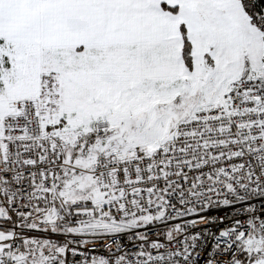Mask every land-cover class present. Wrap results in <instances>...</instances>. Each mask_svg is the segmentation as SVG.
Instances as JSON below:
<instances>
[{"label":"snow or ice","instance_id":"1","mask_svg":"<svg viewBox=\"0 0 264 264\" xmlns=\"http://www.w3.org/2000/svg\"><path fill=\"white\" fill-rule=\"evenodd\" d=\"M0 264H264V0H0Z\"/></svg>","mask_w":264,"mask_h":264}]
</instances>
